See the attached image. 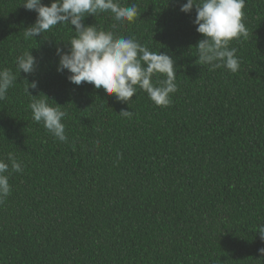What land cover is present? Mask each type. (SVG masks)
Masks as SVG:
<instances>
[{"label":"trees","instance_id":"16d2710c","mask_svg":"<svg viewBox=\"0 0 264 264\" xmlns=\"http://www.w3.org/2000/svg\"><path fill=\"white\" fill-rule=\"evenodd\" d=\"M23 2L0 0V69L18 77L0 101V159L11 152L22 167L0 203V264H264V0H246L248 36L229 45L235 73L198 60L204 37L195 7L180 11L187 0H120L137 5L132 23L85 18L175 60L167 107L139 88L127 103L70 83L56 49L73 30L25 39L37 13ZM29 50L37 68L19 74ZM33 80V96L65 111L67 143L32 119Z\"/></svg>","mask_w":264,"mask_h":264},{"label":"clouds","instance_id":"9594fccd","mask_svg":"<svg viewBox=\"0 0 264 264\" xmlns=\"http://www.w3.org/2000/svg\"><path fill=\"white\" fill-rule=\"evenodd\" d=\"M246 0H187L181 4L180 11L190 14L195 7L196 16L193 24L196 31L204 37L197 42L198 60L202 65L212 68L224 67L235 73L240 68L236 55L237 49L229 45L233 40L247 37L248 31L244 23ZM23 7L37 13L33 25L24 29L25 39L49 32L57 25L69 26L74 35L67 42V51L57 47L59 57L57 71L67 70V79L77 86L83 82L92 84L95 89H103L108 95H115L120 102L132 100L138 88L147 93L155 105L167 107L171 96L177 90L175 60L161 51L153 52L147 45L141 44L134 37L117 36L112 31L99 29L95 24L86 25L87 16L110 12L115 21L132 23L140 15L136 4L124 6L120 0H50L45 5L42 0H24ZM74 26V29L71 27ZM115 27V25H114ZM16 68L32 74L37 68V60L30 50L17 57ZM163 75V80L153 78ZM17 75L10 69H0V101L7 98L8 90L17 81ZM38 82H27L25 91L32 97L29 107L32 119L43 126L61 142H68L65 134L66 116L61 106L49 103V98L33 96L28 90L36 89ZM53 101V100H51ZM126 118L133 116L132 111H121ZM22 171L21 163L13 153H8L7 162L0 159V203L11 192L9 183L10 170ZM264 239V226L258 230ZM264 255V248L259 249Z\"/></svg>","mask_w":264,"mask_h":264}]
</instances>
